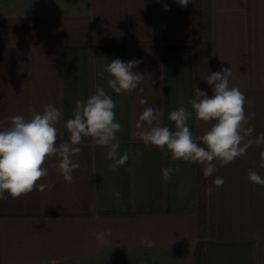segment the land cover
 Masks as SVG:
<instances>
[{"label": "crops", "instance_id": "1", "mask_svg": "<svg viewBox=\"0 0 264 264\" xmlns=\"http://www.w3.org/2000/svg\"><path fill=\"white\" fill-rule=\"evenodd\" d=\"M193 33V0L186 7L174 0H0V129L11 116L30 119L51 103L63 113L57 142H67L63 125L75 102L103 86L122 125L119 152L130 153L110 170L105 150L84 138L72 184L49 167L38 183L55 181L54 188L0 201V264H264V186L247 176L249 170L264 176L258 166L264 144L218 165L215 177L224 184L216 190L215 230L202 236L198 164L173 162L134 136L145 107L160 108L171 130V111H192L188 102L199 88ZM116 58L140 61L133 71L144 80L130 94L114 93L108 74L100 75ZM222 68L232 70L230 86L254 101L246 114L255 113L249 123L258 136L264 0H212V73ZM188 125L199 136L194 112ZM176 164L181 171L165 182L161 169ZM107 228V242L97 244L93 234Z\"/></svg>", "mask_w": 264, "mask_h": 264}, {"label": "clouds", "instance_id": "2", "mask_svg": "<svg viewBox=\"0 0 264 264\" xmlns=\"http://www.w3.org/2000/svg\"><path fill=\"white\" fill-rule=\"evenodd\" d=\"M174 2L186 7L189 0ZM164 10L170 9L164 5ZM139 63L136 60L125 63L116 58L106 65L100 75L108 74L106 82L114 93L130 94L144 80L143 75L133 71ZM231 77V68H222L204 77L213 94L209 96L196 88V98L188 102L192 111L183 106L171 111L168 119L174 123L175 130L163 124L160 108L145 107L138 117L134 136L145 146L155 147L165 155L170 153L173 162L203 165V176L212 177L218 172V165L227 166L246 155L250 147L264 144V132L253 137L254 126L249 122L255 118V113L246 114V105H252L254 101L248 100L239 88L230 86ZM140 91L143 92V89ZM139 103L146 105L148 101L141 97ZM116 107L103 86L96 87L87 100H77L73 118L63 125L69 133L67 142H57L56 125L62 120L63 113L51 103L30 119L21 115L11 116L9 126L0 129V201H6L9 197L15 200L33 191L43 192L54 188L55 181L38 183L49 175V167L58 172L66 184H72L73 173L80 166L74 157L82 152L80 145L84 138H89L92 145L105 150L106 158L112 162L110 170L125 165L130 153L119 152L117 134L122 131V125L116 121ZM193 112L198 127L208 125L200 136H194L188 125ZM259 156L258 166L264 170V151ZM54 158L57 162L46 167L47 162ZM179 171L180 166L176 164L175 168L161 169V175L167 182ZM247 176L253 184L264 186V176L257 171L249 170ZM223 184L224 179L216 176L206 188V194L211 196ZM114 194L117 199L122 196L120 192ZM111 233L112 229L107 228L93 235L97 244L103 245L107 242L106 236Z\"/></svg>", "mask_w": 264, "mask_h": 264}, {"label": "trees", "instance_id": "3", "mask_svg": "<svg viewBox=\"0 0 264 264\" xmlns=\"http://www.w3.org/2000/svg\"><path fill=\"white\" fill-rule=\"evenodd\" d=\"M193 43L195 46V65L197 84L201 91L211 96V86L203 79L212 73V0H193ZM208 127H198V135ZM203 165L198 164V208L200 235H213L215 230L216 191L206 194V188L212 184L216 173L205 178Z\"/></svg>", "mask_w": 264, "mask_h": 264}]
</instances>
